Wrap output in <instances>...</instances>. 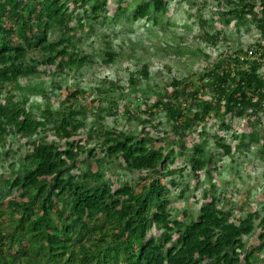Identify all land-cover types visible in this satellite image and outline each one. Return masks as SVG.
<instances>
[{
    "label": "trees",
    "instance_id": "obj_1",
    "mask_svg": "<svg viewBox=\"0 0 264 264\" xmlns=\"http://www.w3.org/2000/svg\"><path fill=\"white\" fill-rule=\"evenodd\" d=\"M114 1L109 13L108 0H0V147L8 154L9 136L29 147L0 176V264H264V215L243 213V202L230 198L229 208L221 206L208 148L212 142L231 154L221 133L242 120L246 130L232 131V139L258 140V124L264 153V0H217L213 13L223 28L203 30V39L217 44L223 29L250 24L261 40L224 51L194 78H172L161 92L139 85L149 74L146 62L139 80L130 71L125 82L102 77L90 88L51 82L47 87L60 92L55 107L18 89L23 78L95 63L78 43L105 37L104 27L132 32L139 19L160 25L172 2ZM198 22L213 25L211 18ZM100 53L104 65L120 54L107 41ZM36 87L48 98L44 82ZM159 113L168 128L154 136ZM116 115L140 128L106 124ZM201 171L209 184L197 207L174 216L170 188L177 199L197 198ZM189 176L196 178L192 189L182 184Z\"/></svg>",
    "mask_w": 264,
    "mask_h": 264
},
{
    "label": "rangeland",
    "instance_id": "obj_2",
    "mask_svg": "<svg viewBox=\"0 0 264 264\" xmlns=\"http://www.w3.org/2000/svg\"><path fill=\"white\" fill-rule=\"evenodd\" d=\"M217 0H172L169 10L160 16L161 24L150 26L145 19H139L133 24L132 32H126L122 24L116 27H104V36L94 34L90 39L78 43L84 48L93 52L95 63L84 65L81 68L67 70L61 75L42 74L39 77H26L20 80L18 89L22 87L24 93L30 94V100L37 102L46 101L48 105L55 107L59 98V90L53 88L51 82L56 85L70 86L73 83H79L85 88L93 87L102 77L111 79L119 78L120 82H125L130 71L135 77L140 79V68L143 63H148V77L141 79L139 85L142 89L152 88L156 91H162L165 87L169 88L172 78L188 79L194 78L196 72H200L206 63L211 64L220 59L224 51L233 52L237 47L246 48L252 43L261 40V35L255 26L245 24L240 30L233 26L223 29L217 44H211L203 39V30L209 33L223 28L219 23L217 15L213 13L216 9ZM108 11L112 13L116 7L114 0H108ZM213 19L211 27L199 25L198 18ZM124 22V21H123ZM105 41L109 42L112 48L117 49L120 54L109 65L102 64L100 53L105 46ZM48 91V98L37 93V85L43 83ZM59 92V93H58ZM150 98L153 94L150 93ZM88 99V98H87ZM88 114L89 111H88ZM40 117L39 112L36 113ZM80 118V116H78ZM143 117V116H141ZM157 120L161 124L157 128L150 131V134L158 136L168 126L165 123L163 113L156 114ZM264 122V115L262 116ZM91 117L85 118V124L88 126ZM106 124L115 125L118 129L135 130L139 129L136 121L126 119L122 115L108 116L105 119ZM242 120L233 121L230 130H222L226 143L231 144V154L225 155L221 148H217L212 142L208 144L211 151V159L213 158L218 169L213 170L211 175L213 182L217 186V192L221 196L223 202L221 206L229 208L231 202L235 201L237 205L243 202L245 213L248 208L256 209L261 215H264V153L259 152L261 140L259 136L262 129L258 124L252 128L258 135L244 139H240L241 143L248 144L239 145V140L231 137L232 131H245L242 128ZM87 129V128H86ZM83 131V129L81 130ZM211 132L215 131L214 127L210 128ZM48 140L54 139L52 132H48ZM240 148H237V147ZM25 139L19 136H9L5 149L8 154H4V150L0 147V176H5L11 169L10 164H16L21 156L28 150ZM213 163H211V167ZM199 179L202 185L195 188L192 192L198 194L197 198L191 194H185V198L177 199V188H170V195L173 198L172 212L174 216H180L183 208L192 209L197 207L198 198H200L201 189L207 187V179L203 171L199 172ZM196 182L194 177H186L183 185L188 184L192 189ZM230 198V200H228ZM4 208V207H3ZM5 216V215H4ZM254 232L250 234L253 235Z\"/></svg>",
    "mask_w": 264,
    "mask_h": 264
}]
</instances>
